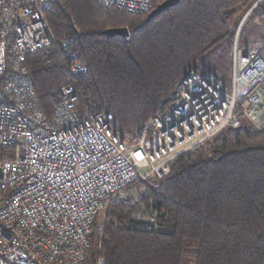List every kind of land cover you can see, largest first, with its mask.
Listing matches in <instances>:
<instances>
[{
  "label": "trees",
  "instance_id": "trees-1",
  "mask_svg": "<svg viewBox=\"0 0 264 264\" xmlns=\"http://www.w3.org/2000/svg\"><path fill=\"white\" fill-rule=\"evenodd\" d=\"M164 1L156 0L154 8ZM253 2L180 0L145 22L150 12L54 0L46 21L56 46L75 37L67 47L74 56L59 46L56 54L42 49L18 61L9 33L0 101L20 102L26 115L39 113L52 127L63 102L59 88L68 82L63 64L82 63L87 72L74 79L80 97L107 109L122 130L132 132L207 52L222 42L233 44ZM120 27L128 29L127 38L102 34ZM15 82L16 92L7 93ZM239 118L238 127H226L176 157L157 187L137 181L116 193L103 209L104 219L97 221L102 210L91 223L88 264L98 258L104 264H264V131Z\"/></svg>",
  "mask_w": 264,
  "mask_h": 264
},
{
  "label": "built area",
  "instance_id": "built-area-1",
  "mask_svg": "<svg viewBox=\"0 0 264 264\" xmlns=\"http://www.w3.org/2000/svg\"><path fill=\"white\" fill-rule=\"evenodd\" d=\"M53 1L0 0V74L9 33L18 61L42 49L56 54L59 46L74 56L67 47L75 37L56 46L46 21ZM94 1L147 14L156 0ZM253 13L264 28V0H254L245 18ZM240 26L230 90L212 73L190 70L132 132L122 130L107 109L80 97L74 79L87 72L82 63L63 64L68 82L59 88L63 102L52 127L39 113L26 115L22 103L0 101V264H88L91 223L116 193L137 181L157 187L176 157L226 127H238L239 116L264 131V97L257 91L264 58L237 46ZM19 84H8L7 93ZM95 264H104L103 258Z\"/></svg>",
  "mask_w": 264,
  "mask_h": 264
},
{
  "label": "rangeland",
  "instance_id": "rangeland-1",
  "mask_svg": "<svg viewBox=\"0 0 264 264\" xmlns=\"http://www.w3.org/2000/svg\"><path fill=\"white\" fill-rule=\"evenodd\" d=\"M245 15L246 13L240 20L241 26L239 25L240 29L237 33V46L246 49L247 51L255 49L264 58V28L260 23L256 25L258 29L254 27L255 24H253V21L256 20V22H259L254 13L248 15L246 18ZM233 45L234 43L231 45L227 42H222L217 45L199 60L195 69L192 71H196L197 73H205L209 71L217 78L221 86L230 90L232 83L231 56ZM257 91L264 97V82L258 84ZM106 211L107 210H103L99 214L97 219L98 222H101L104 219ZM192 262L189 261L187 264H193Z\"/></svg>",
  "mask_w": 264,
  "mask_h": 264
},
{
  "label": "water",
  "instance_id": "water-1",
  "mask_svg": "<svg viewBox=\"0 0 264 264\" xmlns=\"http://www.w3.org/2000/svg\"><path fill=\"white\" fill-rule=\"evenodd\" d=\"M180 0H165L164 2L160 3L156 8H154L145 19V22H149L153 18L157 17L163 11L177 5ZM103 35L112 38V37H120V38H127L129 36L128 29L126 27L120 28H109L102 32Z\"/></svg>",
  "mask_w": 264,
  "mask_h": 264
},
{
  "label": "crops",
  "instance_id": "crops-1",
  "mask_svg": "<svg viewBox=\"0 0 264 264\" xmlns=\"http://www.w3.org/2000/svg\"><path fill=\"white\" fill-rule=\"evenodd\" d=\"M254 21H255V22H254ZM254 21H253V24H255V26H254V27H255L256 29H258L256 25H258V24H259V22H256V20H254ZM259 26H260V25H259ZM241 49H242V48H241ZM257 49H258V48H257ZM243 50H246V49H243ZM231 57H232V56H231ZM208 72H209V71H208ZM209 73H211V72H209Z\"/></svg>",
  "mask_w": 264,
  "mask_h": 264
}]
</instances>
